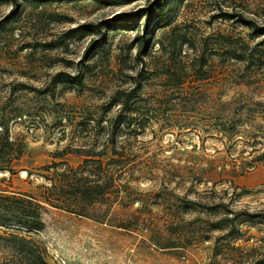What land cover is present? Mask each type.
Instances as JSON below:
<instances>
[{
  "label": "rangeland",
  "instance_id": "1",
  "mask_svg": "<svg viewBox=\"0 0 264 264\" xmlns=\"http://www.w3.org/2000/svg\"><path fill=\"white\" fill-rule=\"evenodd\" d=\"M150 2L22 0L10 13L11 3L0 0V118L24 145L13 173L0 172V195L38 196L46 183L41 166L64 160L76 167L84 155L70 148L97 140L100 149L95 121L107 126L117 115L118 103L109 106L117 90L139 81V105L149 108L139 116L148 118L140 134L117 130L107 147L106 158L114 149L125 155L136 179L104 222L47 206L42 228L0 224V231L33 237L53 264H264L263 223L221 230L206 223L222 216L219 203L264 210V161L244 167L264 151V44L235 17L218 15L238 12L263 26L264 0H167L153 31L155 43L163 34V49L156 43L137 58L138 21L108 30L85 55L97 36L82 24ZM171 39L175 47L166 45ZM59 71L82 83L53 86ZM83 117L93 119L89 134L81 132Z\"/></svg>",
  "mask_w": 264,
  "mask_h": 264
},
{
  "label": "trees",
  "instance_id": "2",
  "mask_svg": "<svg viewBox=\"0 0 264 264\" xmlns=\"http://www.w3.org/2000/svg\"><path fill=\"white\" fill-rule=\"evenodd\" d=\"M11 5V12H14L22 0H8ZM41 3L53 0H34ZM102 5H120L130 3L136 0H96ZM167 0H152L147 5L141 6L134 11L122 12L114 15L112 18L102 19L96 23L88 22L82 24L86 31L97 36L86 49L87 52L99 43V37L107 34L108 30L114 29L116 25L125 26V29H134L138 21H142L141 30L137 32L133 39L135 53L140 61L157 43L160 49H163V34L160 35L155 43L156 35L153 34L158 29L156 17L161 15V7ZM219 17L224 19H235L236 22L251 29L252 37L261 36L260 42L264 44V25L258 26L256 23L246 18L238 12L221 11ZM158 31V30H157ZM163 33V32H162ZM166 45L175 47L176 42L171 39ZM53 86L57 84H81V77L59 71L53 75ZM141 83L137 81L129 90H117L111 98L109 106L118 103L117 115L108 121L107 126H103L100 119H96L95 124L97 133L102 132L101 148L97 149V140H93L90 146H79L70 148L71 152H80L84 155L81 164L72 167L66 161L51 162L40 167L43 171L42 177L45 184L39 185L40 192L38 196L31 192H22L14 195H0V224H12L26 228L40 229L43 227L41 213L47 209V206L60 209L77 216L91 218L104 222L109 209L116 201L123 200L130 196L135 188L131 186L130 181L134 178V165H130L125 159V155L114 149L112 156L107 157V147L115 143L117 130H127L140 134L145 128L147 117L144 115L139 118L149 108H142L139 105L141 100L138 94ZM177 87H180L178 83ZM146 114V113H145ZM89 119L82 118L78 121L81 124V132H86L91 126ZM136 120H138L136 122ZM264 137V132H262ZM253 141H257L254 139ZM24 145L21 139L10 135L9 127L0 118V172L13 173V166L23 155ZM118 154V155H117ZM62 151L54 153V157H60ZM116 155V157H115ZM251 162H247L244 167H251L252 161H264V151L255 155ZM219 174H222L224 166L219 165ZM243 167V168H244ZM243 168H241V173ZM216 169V168H213ZM239 170V172H240ZM237 173V172H236ZM237 173V174H241ZM209 180L208 182H210ZM213 184V183H212ZM211 190L212 186H206ZM235 188V187H234ZM207 189L205 191H207ZM235 190V189H234ZM227 192L226 188L222 190ZM123 194V196L121 195ZM130 201V200H129ZM130 204V203H129ZM127 205V204H125ZM222 207V216L217 220H207L209 228L221 230L228 223L239 224L243 221L251 223L264 224V210L257 212H248L233 210L228 204L219 203ZM226 210V212H224ZM214 221V222H213ZM236 221V222H235ZM224 234L215 238L214 250H217V244ZM215 252V251H214ZM217 253V252H216ZM0 264H53L47 259L45 247L33 237L20 234L13 230L0 231Z\"/></svg>",
  "mask_w": 264,
  "mask_h": 264
}]
</instances>
